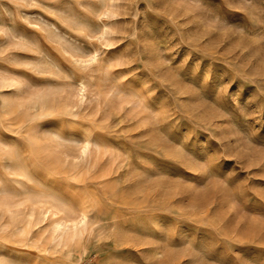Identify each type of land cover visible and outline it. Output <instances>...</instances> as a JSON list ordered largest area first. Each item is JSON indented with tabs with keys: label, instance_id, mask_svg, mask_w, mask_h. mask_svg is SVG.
<instances>
[{
	"label": "rangeland",
	"instance_id": "obj_1",
	"mask_svg": "<svg viewBox=\"0 0 264 264\" xmlns=\"http://www.w3.org/2000/svg\"><path fill=\"white\" fill-rule=\"evenodd\" d=\"M50 2L0 0V264H264V0Z\"/></svg>",
	"mask_w": 264,
	"mask_h": 264
},
{
	"label": "snow or ice",
	"instance_id": "obj_2",
	"mask_svg": "<svg viewBox=\"0 0 264 264\" xmlns=\"http://www.w3.org/2000/svg\"><path fill=\"white\" fill-rule=\"evenodd\" d=\"M21 3H23V0H20ZM220 3L223 5V0H220ZM32 6L33 7H39V4L37 3V0H32ZM48 7H50L53 11H73L76 12L81 7V0H51V2L48 4ZM224 8L227 7V5H223ZM0 37H3L4 39H0V43H7L9 38V33L6 31L0 32ZM89 63H94V59L90 60ZM88 65L85 64L83 66V71H87ZM11 71L10 68H8L4 63H0V79H2L3 76H6ZM18 75H24V73H18ZM28 79H31V77H28ZM38 81H34L36 83ZM12 87H20V85L13 84ZM52 123H47L43 125L44 127L51 126Z\"/></svg>",
	"mask_w": 264,
	"mask_h": 264
},
{
	"label": "clouds",
	"instance_id": "obj_3",
	"mask_svg": "<svg viewBox=\"0 0 264 264\" xmlns=\"http://www.w3.org/2000/svg\"><path fill=\"white\" fill-rule=\"evenodd\" d=\"M225 31H228V29H225V28L219 27V26L214 27L211 29L210 37L212 39H215L217 37V35H219L222 32H225Z\"/></svg>",
	"mask_w": 264,
	"mask_h": 264
},
{
	"label": "bare ground",
	"instance_id": "obj_4",
	"mask_svg": "<svg viewBox=\"0 0 264 264\" xmlns=\"http://www.w3.org/2000/svg\"><path fill=\"white\" fill-rule=\"evenodd\" d=\"M0 204H2V203H0ZM14 207V206H13ZM82 213H83V210H82ZM83 218H85V214L83 213ZM70 222V221H69ZM20 225V224H19ZM55 225V224H54Z\"/></svg>",
	"mask_w": 264,
	"mask_h": 264
}]
</instances>
